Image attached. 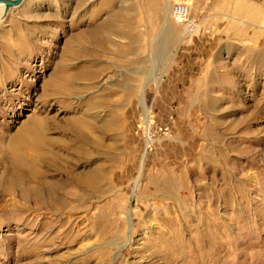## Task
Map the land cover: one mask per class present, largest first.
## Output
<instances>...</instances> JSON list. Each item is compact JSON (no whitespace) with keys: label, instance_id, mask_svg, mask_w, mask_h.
Masks as SVG:
<instances>
[{"label":"rangeland","instance_id":"obj_1","mask_svg":"<svg viewBox=\"0 0 264 264\" xmlns=\"http://www.w3.org/2000/svg\"><path fill=\"white\" fill-rule=\"evenodd\" d=\"M173 1L0 23V264H264V0Z\"/></svg>","mask_w":264,"mask_h":264},{"label":"built area","instance_id":"obj_2","mask_svg":"<svg viewBox=\"0 0 264 264\" xmlns=\"http://www.w3.org/2000/svg\"><path fill=\"white\" fill-rule=\"evenodd\" d=\"M171 16L178 22L185 24L190 30L193 28V23L189 18L188 4L184 1H173L171 4Z\"/></svg>","mask_w":264,"mask_h":264},{"label":"bare ground","instance_id":"obj_3","mask_svg":"<svg viewBox=\"0 0 264 264\" xmlns=\"http://www.w3.org/2000/svg\"><path fill=\"white\" fill-rule=\"evenodd\" d=\"M24 1L26 0H22V2L20 4H22ZM19 5V4H18ZM14 6H17V5H14ZM14 6H10V7H5V4L4 2H1L0 1V23L4 22L3 20L7 17L8 13H9V10L14 7ZM185 25V24H184ZM192 30V29H191ZM149 122V121H148ZM33 177V176H32ZM31 178V177H30ZM24 183V180L23 179H19V180H16V181H13L10 183V189L12 188H16L17 186H21V184ZM34 186H31V187H24L22 190V195L24 197H28L29 194L32 193L33 189H34V193L37 194V196H39V190L33 188ZM52 192V191H51ZM50 197L53 198V193L52 195H49Z\"/></svg>","mask_w":264,"mask_h":264},{"label":"water","instance_id":"obj_4","mask_svg":"<svg viewBox=\"0 0 264 264\" xmlns=\"http://www.w3.org/2000/svg\"><path fill=\"white\" fill-rule=\"evenodd\" d=\"M1 2H4L5 7H10L14 5H18L22 2V0H0Z\"/></svg>","mask_w":264,"mask_h":264}]
</instances>
